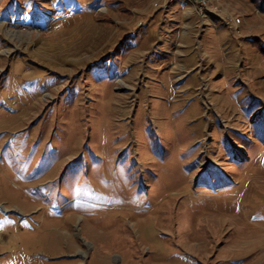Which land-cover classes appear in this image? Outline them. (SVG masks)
I'll use <instances>...</instances> for the list:
<instances>
[{
    "label": "rangeland",
    "instance_id": "1",
    "mask_svg": "<svg viewBox=\"0 0 264 264\" xmlns=\"http://www.w3.org/2000/svg\"><path fill=\"white\" fill-rule=\"evenodd\" d=\"M0 0V264H264V0Z\"/></svg>",
    "mask_w": 264,
    "mask_h": 264
},
{
    "label": "built area",
    "instance_id": "2",
    "mask_svg": "<svg viewBox=\"0 0 264 264\" xmlns=\"http://www.w3.org/2000/svg\"><path fill=\"white\" fill-rule=\"evenodd\" d=\"M199 2L200 3H202V6L204 7V6H208V5H210L209 3H210V0H199Z\"/></svg>",
    "mask_w": 264,
    "mask_h": 264
}]
</instances>
